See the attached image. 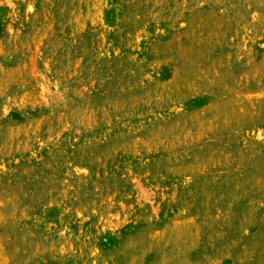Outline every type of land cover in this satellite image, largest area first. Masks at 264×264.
<instances>
[{
  "label": "rangeland",
  "instance_id": "obj_1",
  "mask_svg": "<svg viewBox=\"0 0 264 264\" xmlns=\"http://www.w3.org/2000/svg\"><path fill=\"white\" fill-rule=\"evenodd\" d=\"M0 264H264V0H0Z\"/></svg>",
  "mask_w": 264,
  "mask_h": 264
}]
</instances>
